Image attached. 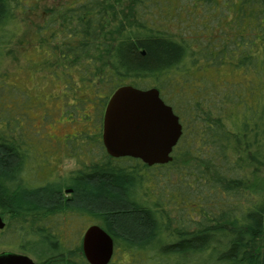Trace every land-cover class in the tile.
<instances>
[{
  "label": "trees",
  "instance_id": "obj_1",
  "mask_svg": "<svg viewBox=\"0 0 264 264\" xmlns=\"http://www.w3.org/2000/svg\"><path fill=\"white\" fill-rule=\"evenodd\" d=\"M28 3L0 0V208L25 216L5 232L34 236L26 250L48 264H89L80 239L66 248L60 239L75 215L90 216L132 264H264V190L252 185L264 180V0H76L52 11L35 35L50 49L62 41L72 58L64 77L91 88L98 123L67 139L82 168L27 189L20 172L37 182L38 160L14 121L23 88L7 62ZM204 65L240 78L214 83ZM125 84L157 88L178 115L167 163L105 151L106 102Z\"/></svg>",
  "mask_w": 264,
  "mask_h": 264
},
{
  "label": "rangeland",
  "instance_id": "obj_2",
  "mask_svg": "<svg viewBox=\"0 0 264 264\" xmlns=\"http://www.w3.org/2000/svg\"><path fill=\"white\" fill-rule=\"evenodd\" d=\"M75 1L29 0L25 11L18 13L22 27L18 22L13 24L14 28L21 30L10 45L12 52L7 62L10 82L23 88V93L16 94L12 102L16 104L13 108L14 121L20 129L26 128L31 145L34 146L33 152L38 160L34 169L42 176H60L64 179L69 172L82 168V161H87L83 154L80 159L71 156L67 139L85 128L90 132L95 130L89 122L98 123L94 119L97 108L91 100L93 92L89 86L80 85L78 77H64V64L72 58L64 55L62 41L57 40L56 44L53 43L55 48L50 49L48 44L41 43L42 36H36L35 30L37 25L51 19L52 11L72 5ZM211 67H206L207 71L201 76L211 78L208 80H214V83L220 82L222 78H240L231 71H224V76L220 77ZM27 121L29 127H25ZM252 185L264 190L261 174L255 177ZM65 220V248L77 239H80L81 244L84 230L94 223L90 216L75 215ZM114 250L112 261L108 264H132L133 255L121 247Z\"/></svg>",
  "mask_w": 264,
  "mask_h": 264
},
{
  "label": "water",
  "instance_id": "obj_3",
  "mask_svg": "<svg viewBox=\"0 0 264 264\" xmlns=\"http://www.w3.org/2000/svg\"><path fill=\"white\" fill-rule=\"evenodd\" d=\"M181 134L178 116L155 87L121 85L106 102L101 138L105 151L114 158L133 157L147 165L167 163ZM3 227L0 217V229ZM81 247L89 264H108L114 253L112 236L98 224L84 230Z\"/></svg>",
  "mask_w": 264,
  "mask_h": 264
},
{
  "label": "flooded vegetation",
  "instance_id": "obj_4",
  "mask_svg": "<svg viewBox=\"0 0 264 264\" xmlns=\"http://www.w3.org/2000/svg\"><path fill=\"white\" fill-rule=\"evenodd\" d=\"M96 58H98V51L96 52ZM159 95L160 91H159ZM174 114L175 111L172 109ZM177 115V114H176ZM178 116V115H177ZM179 118V117H178ZM180 122V119H179ZM22 183L26 182V186L19 185L20 188H27L28 185L33 187L44 185L46 182H49L48 176H42L39 174V179L35 182V175L34 172L31 171H21ZM66 193H69V189L66 188ZM64 192V187L62 188ZM31 216V215H30ZM0 217L4 222V227L0 229V264H28L25 258L30 259L34 264H48V262H42L34 257V255L26 250V247L33 248L32 243H25L26 240L32 239L34 236L32 235H22L17 233H6L7 226L10 224H17L19 218H24L25 216L19 215L16 213H9L4 211V209L0 208ZM29 222V216L26 217V223ZM64 244V234L61 235V238ZM82 239V238H81ZM64 256V252L62 253ZM64 261V257H62Z\"/></svg>",
  "mask_w": 264,
  "mask_h": 264
}]
</instances>
